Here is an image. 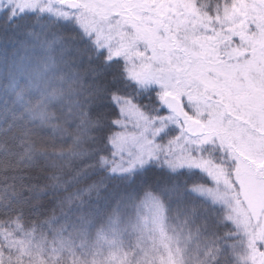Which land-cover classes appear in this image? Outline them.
<instances>
[{
	"label": "snow or ice",
	"instance_id": "6c2138e0",
	"mask_svg": "<svg viewBox=\"0 0 264 264\" xmlns=\"http://www.w3.org/2000/svg\"><path fill=\"white\" fill-rule=\"evenodd\" d=\"M0 264H264V0H0Z\"/></svg>",
	"mask_w": 264,
	"mask_h": 264
},
{
	"label": "trees",
	"instance_id": "16d2710c",
	"mask_svg": "<svg viewBox=\"0 0 264 264\" xmlns=\"http://www.w3.org/2000/svg\"><path fill=\"white\" fill-rule=\"evenodd\" d=\"M59 213H57V215H58Z\"/></svg>",
	"mask_w": 264,
	"mask_h": 264
}]
</instances>
